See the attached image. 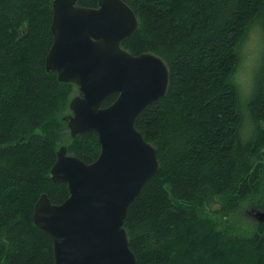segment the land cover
I'll return each mask as SVG.
<instances>
[{
  "label": "trees",
  "instance_id": "trees-1",
  "mask_svg": "<svg viewBox=\"0 0 264 264\" xmlns=\"http://www.w3.org/2000/svg\"><path fill=\"white\" fill-rule=\"evenodd\" d=\"M125 1L138 26L122 46L170 69L168 92L135 119L159 160L123 222L136 264H264V221L238 230L234 217L244 205L264 211V58L245 135L234 79L241 42L254 25L264 30V0ZM52 15V0H0V264H54L35 202L69 194L49 174L60 145L86 162L101 147L95 131L72 137L63 119L79 90L46 69Z\"/></svg>",
  "mask_w": 264,
  "mask_h": 264
},
{
  "label": "water",
  "instance_id": "water-1",
  "mask_svg": "<svg viewBox=\"0 0 264 264\" xmlns=\"http://www.w3.org/2000/svg\"><path fill=\"white\" fill-rule=\"evenodd\" d=\"M52 8L45 66L79 90L63 119L72 137L95 131L101 147L91 162L58 147L49 174L54 182L67 183L69 194L53 203L42 193L33 221L52 240L54 264H136L123 222L159 160L135 119L168 92L169 65L152 51L133 54L122 46L138 26L125 0H98L97 6L52 0ZM113 92L115 100L102 106ZM255 213L264 221V211Z\"/></svg>",
  "mask_w": 264,
  "mask_h": 264
},
{
  "label": "rangeland",
  "instance_id": "rangeland-1",
  "mask_svg": "<svg viewBox=\"0 0 264 264\" xmlns=\"http://www.w3.org/2000/svg\"><path fill=\"white\" fill-rule=\"evenodd\" d=\"M239 54V64L234 79L240 89V110L243 106L242 133L245 135L251 131V123L244 105L250 97L251 90L253 89L259 73V71L257 72L258 67L261 60L264 58V30L262 28L258 25H254L252 29H250L248 35L239 46ZM241 138L243 137L241 136ZM249 209V206L244 205L235 212L234 217L241 219L235 224L238 230L242 228L247 229L249 225H252V217L247 213Z\"/></svg>",
  "mask_w": 264,
  "mask_h": 264
},
{
  "label": "flooded vegetation",
  "instance_id": "flooded-vegetation-1",
  "mask_svg": "<svg viewBox=\"0 0 264 264\" xmlns=\"http://www.w3.org/2000/svg\"><path fill=\"white\" fill-rule=\"evenodd\" d=\"M256 208H254V207H250V209L248 210V214H249V216H251L252 217V225H255V224H257L258 222H261V220H259V217L256 215Z\"/></svg>",
  "mask_w": 264,
  "mask_h": 264
},
{
  "label": "bare ground",
  "instance_id": "bare-ground-1",
  "mask_svg": "<svg viewBox=\"0 0 264 264\" xmlns=\"http://www.w3.org/2000/svg\"><path fill=\"white\" fill-rule=\"evenodd\" d=\"M130 35H131V34H130ZM130 35H129V36H130ZM148 105H149V104H148ZM142 110H143V109H142Z\"/></svg>",
  "mask_w": 264,
  "mask_h": 264
}]
</instances>
